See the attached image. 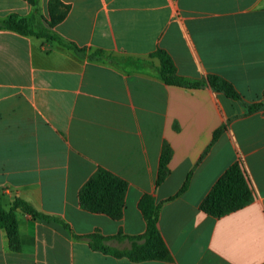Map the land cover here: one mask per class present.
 Returning a JSON list of instances; mask_svg holds the SVG:
<instances>
[{"label":"crops","instance_id":"crops-1","mask_svg":"<svg viewBox=\"0 0 264 264\" xmlns=\"http://www.w3.org/2000/svg\"><path fill=\"white\" fill-rule=\"evenodd\" d=\"M48 2L0 0V23L16 16L41 32ZM62 2L71 9L53 31L86 56L0 28V200L9 210L20 198L71 231L18 211L21 251L10 250L0 229V264H264V112L247 115L264 101V0ZM159 50L182 77L220 76L241 100L209 86L167 85L140 70L142 62L160 66L152 56ZM96 51L119 66L91 60ZM164 143L173 152L171 174L157 186ZM239 158L252 202L220 218L205 214L202 201ZM98 168L129 184L120 221L80 207L79 191ZM190 174L187 190L170 200ZM144 194L162 204L159 229L174 262L118 259L74 237L143 235Z\"/></svg>","mask_w":264,"mask_h":264},{"label":"trees","instance_id":"trees-1","mask_svg":"<svg viewBox=\"0 0 264 264\" xmlns=\"http://www.w3.org/2000/svg\"><path fill=\"white\" fill-rule=\"evenodd\" d=\"M24 1L33 7L37 6L39 2V0ZM70 9L71 7L64 4L62 0H49V20H46V27L41 32H36L34 30L31 20L18 19L16 16H11L7 20L1 22L0 28L15 31L26 36L32 35L40 38H47L83 57L87 54L88 50L86 48H82L74 42L63 39L53 31L55 27L66 19ZM152 56L160 60V66L156 68L150 66L148 62H142L139 69L144 72H148V69H151L153 74L167 85L193 89L209 86L214 91L223 93L228 98L236 101L241 100V96L236 91L235 87L220 76L210 75L207 82L190 80L182 77L178 73L174 61L167 52L159 50ZM89 58L91 60H104L116 66H119L120 62L118 58L108 56L102 51L93 52L89 55ZM148 73L150 74V72ZM247 109V115L264 112V101L262 103L249 105ZM226 127L227 124L214 133V141L217 140ZM172 154L171 147L167 143H164L156 180L157 186L164 183L171 174L169 164L172 159ZM191 174L188 176L179 193L170 200L175 199L187 190L191 180ZM128 188L129 184L126 180L104 168H98L79 191L80 207L86 212L106 215L114 221H120L124 216ZM253 198L254 193L244 162L242 158H239L216 182L210 193L202 201L200 209L211 217L220 218L247 206L252 202ZM161 207L162 204L157 203L152 195L144 194L142 196L138 208L146 222V231L140 236H128L123 234L122 231L114 236H105L99 231L87 236L73 235L75 238L87 240L92 250L114 258H127L130 261L137 263L144 261L172 263L174 262V257L159 229ZM18 211H22L36 220L41 219L60 223L64 228L71 231L68 224L53 216L39 213L30 204L20 198L14 200L9 210H6L3 207L0 200V229L6 231L10 250L14 253H19L21 251ZM124 240L131 243L130 248L119 249L110 245V242L112 241L121 242Z\"/></svg>","mask_w":264,"mask_h":264}]
</instances>
